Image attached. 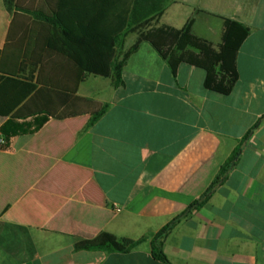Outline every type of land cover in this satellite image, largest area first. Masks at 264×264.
Instances as JSON below:
<instances>
[{
  "label": "crops",
  "instance_id": "obj_1",
  "mask_svg": "<svg viewBox=\"0 0 264 264\" xmlns=\"http://www.w3.org/2000/svg\"><path fill=\"white\" fill-rule=\"evenodd\" d=\"M135 1L126 13V0H0V264H165L152 237L217 178L164 239L169 264H264V0ZM151 7L156 26L192 19L214 44L224 18L249 27L229 94L207 89L202 68L173 74L146 41L116 83L76 67L106 63L111 37L132 46ZM101 232L144 239L74 249Z\"/></svg>",
  "mask_w": 264,
  "mask_h": 264
},
{
  "label": "trees",
  "instance_id": "obj_2",
  "mask_svg": "<svg viewBox=\"0 0 264 264\" xmlns=\"http://www.w3.org/2000/svg\"><path fill=\"white\" fill-rule=\"evenodd\" d=\"M126 1L125 10L126 13H128L132 0ZM147 2L148 0H145V3ZM146 9H148V11L156 10L155 17L152 20L145 22V30L135 32L136 38L132 46L125 50H116L114 47V39L111 37L109 39V47L100 51V54L106 60V63L78 64L76 67H78L80 71L90 72L103 77H110L112 78V82L116 83L120 77L121 69L129 55L136 51L138 45L142 41H146L154 48L159 56L165 60L173 74H176L177 67L181 63H187L189 65L202 68L206 72L204 86L207 89L221 94H229L238 79L236 71L237 52L242 42L249 34V27L237 20L224 18L221 42L214 44L205 38L198 37L193 34L192 19H190L185 26L180 29L167 25L156 26L158 19L163 12V8L151 7ZM152 21L154 23H151ZM118 33H121V28ZM8 80H14L16 83L26 84L28 86V90H33L36 86L35 84L29 83L30 79L18 81L13 78H8ZM37 83L46 85L48 81L39 73ZM72 90V93H74L76 88ZM54 99L55 104L62 102L65 103L69 97L59 96ZM103 111L104 107L100 111L92 113L87 126L96 121L101 116ZM232 165V160L224 164L221 167V175H225L227 171L231 169ZM217 182L218 178L210 185V187L199 199L191 203L183 212L173 217L171 221L154 234L150 242L151 254L154 258L164 262L165 264H169L168 259L163 252L164 239L179 220L209 198L214 185ZM143 239L144 238H139L137 240L130 238L118 239L108 232H101L93 239L77 242L74 249L128 251L141 243Z\"/></svg>",
  "mask_w": 264,
  "mask_h": 264
},
{
  "label": "built area",
  "instance_id": "obj_3",
  "mask_svg": "<svg viewBox=\"0 0 264 264\" xmlns=\"http://www.w3.org/2000/svg\"><path fill=\"white\" fill-rule=\"evenodd\" d=\"M4 143H5L4 138H2V137L0 136V144H4Z\"/></svg>",
  "mask_w": 264,
  "mask_h": 264
},
{
  "label": "rangeland",
  "instance_id": "obj_4",
  "mask_svg": "<svg viewBox=\"0 0 264 264\" xmlns=\"http://www.w3.org/2000/svg\"><path fill=\"white\" fill-rule=\"evenodd\" d=\"M90 82H92V81H90ZM93 83V82H92Z\"/></svg>",
  "mask_w": 264,
  "mask_h": 264
}]
</instances>
